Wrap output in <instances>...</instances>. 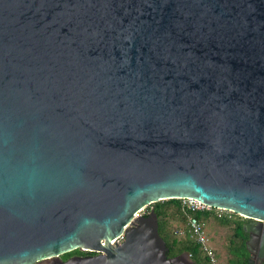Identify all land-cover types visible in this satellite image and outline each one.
Wrapping results in <instances>:
<instances>
[{"label":"water","instance_id":"obj_1","mask_svg":"<svg viewBox=\"0 0 264 264\" xmlns=\"http://www.w3.org/2000/svg\"><path fill=\"white\" fill-rule=\"evenodd\" d=\"M168 197L263 260L264 0H0V264H177L152 210L109 244Z\"/></svg>","mask_w":264,"mask_h":264},{"label":"trees","instance_id":"obj_2","mask_svg":"<svg viewBox=\"0 0 264 264\" xmlns=\"http://www.w3.org/2000/svg\"><path fill=\"white\" fill-rule=\"evenodd\" d=\"M150 209L156 216L157 232L164 242L166 257L175 256L182 252H188L190 253V258H192L190 261L193 264H209L207 259L202 256L197 244L186 236L177 237L171 233L173 226L182 223V219L172 206L171 200L153 202L150 204ZM211 221H213L212 218H205L206 225ZM216 221L221 226H226L230 229L226 247V252L230 254V258H228L229 264H250L247 259L248 255L244 244L246 234L242 228V221L223 219ZM76 253H79L77 248L64 252L62 256L66 257ZM214 255L216 256L215 247ZM260 264H264V260Z\"/></svg>","mask_w":264,"mask_h":264},{"label":"built area","instance_id":"obj_3","mask_svg":"<svg viewBox=\"0 0 264 264\" xmlns=\"http://www.w3.org/2000/svg\"><path fill=\"white\" fill-rule=\"evenodd\" d=\"M162 200H171L172 206L182 219L180 225L172 227L171 233L177 237L186 236L197 244L202 256L207 259L209 264H215V255L213 246L210 243L209 236L205 229V218L231 220L234 218V214L240 219H248L244 215L235 213L230 209L204 204L192 197H168L158 201ZM150 204L151 203L143 205L135 210L131 218L122 225L119 233L109 241V244H119L123 240L124 231L130 226V222L133 221L134 218L146 215L151 211ZM185 257L186 259H190V253L185 252Z\"/></svg>","mask_w":264,"mask_h":264},{"label":"rangeland","instance_id":"obj_4","mask_svg":"<svg viewBox=\"0 0 264 264\" xmlns=\"http://www.w3.org/2000/svg\"><path fill=\"white\" fill-rule=\"evenodd\" d=\"M234 218L231 219L234 220H240L244 221L245 219L236 217L234 215ZM213 221L208 222V224L205 226L207 235L209 236L210 243L213 246V249L215 247V264H229L228 258H230V254L226 252L227 247V238L230 234V229L226 226H221L216 220L212 219ZM186 260V259H185ZM188 261V260H187ZM37 264V263H33ZM38 264H50L47 261H41ZM190 264V263H189Z\"/></svg>","mask_w":264,"mask_h":264},{"label":"flooded vegetation","instance_id":"obj_5","mask_svg":"<svg viewBox=\"0 0 264 264\" xmlns=\"http://www.w3.org/2000/svg\"><path fill=\"white\" fill-rule=\"evenodd\" d=\"M260 224H256V226H259ZM261 225H264V222H261ZM255 226L254 224V220L252 219H245L244 221H242V228H245V229H249L251 227ZM245 232V231H244ZM246 236H245V239H244V242L245 240L247 239V236L248 234L245 232ZM245 249H246V252H247V255H248V262L250 264H260L262 261H260L259 259V256H258V249L256 246H254L253 244H249L248 246L245 245ZM78 252L79 253H76V254H71V255H68L66 257H63L62 254L56 256V257H51V258H47L46 260H43V261H47L49 262L50 264H60V262H63L65 261L67 258H70V257H75V256H92V255H96L98 252L96 251H92V250H88V249H79L77 248ZM173 256H168V258H172ZM41 261H38V262H35V263H40ZM177 264H189V262L187 260H185L184 257H181L178 261H176Z\"/></svg>","mask_w":264,"mask_h":264},{"label":"bare ground","instance_id":"obj_6","mask_svg":"<svg viewBox=\"0 0 264 264\" xmlns=\"http://www.w3.org/2000/svg\"><path fill=\"white\" fill-rule=\"evenodd\" d=\"M192 256V255H191ZM190 259H192V258H190ZM187 260V259H186Z\"/></svg>","mask_w":264,"mask_h":264}]
</instances>
